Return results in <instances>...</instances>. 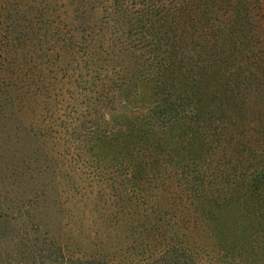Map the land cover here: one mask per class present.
I'll return each mask as SVG.
<instances>
[{
  "label": "trees",
  "instance_id": "obj_1",
  "mask_svg": "<svg viewBox=\"0 0 264 264\" xmlns=\"http://www.w3.org/2000/svg\"><path fill=\"white\" fill-rule=\"evenodd\" d=\"M72 143L120 249L62 240ZM0 264H264V0H0Z\"/></svg>",
  "mask_w": 264,
  "mask_h": 264
},
{
  "label": "rangeland",
  "instance_id": "obj_2",
  "mask_svg": "<svg viewBox=\"0 0 264 264\" xmlns=\"http://www.w3.org/2000/svg\"><path fill=\"white\" fill-rule=\"evenodd\" d=\"M53 95L55 92L52 93L50 100H47V105H42V101L34 103L33 105L36 106L33 108V112L35 113L32 115L38 116L40 110L42 115L62 121L72 111H75V114L81 113V103L72 102L68 105L69 102L64 101L67 98L61 97L59 93L60 97L56 98ZM69 146L61 150L62 157L58 161L61 164L66 161L63 165L73 171L70 180L65 185L64 192L61 191L59 206L55 208L58 211L57 219L60 226L63 227L62 240L71 245L73 252L86 253L122 248L121 244L127 234L122 229L115 231L109 228L102 215L106 213L105 209L113 202L117 206L123 205L124 191L118 185L119 182L113 180L111 174L99 171L100 163L93 155L86 153L85 149L79 151L74 143ZM70 181L76 187L73 193L67 192L72 190ZM93 194H96L102 202L94 201ZM128 202L126 201L125 205ZM144 241L146 246L153 245L148 243L149 238H145Z\"/></svg>",
  "mask_w": 264,
  "mask_h": 264
}]
</instances>
